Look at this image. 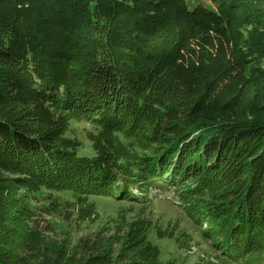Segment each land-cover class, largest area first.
<instances>
[{"label":"trees","instance_id":"trees-1","mask_svg":"<svg viewBox=\"0 0 264 264\" xmlns=\"http://www.w3.org/2000/svg\"><path fill=\"white\" fill-rule=\"evenodd\" d=\"M209 2L0 0V171L15 177L0 207L12 187L137 202L173 187L221 264H264V0ZM73 122L95 128L91 156ZM143 254L128 264H173Z\"/></svg>","mask_w":264,"mask_h":264},{"label":"rangeland","instance_id":"rangeland-1","mask_svg":"<svg viewBox=\"0 0 264 264\" xmlns=\"http://www.w3.org/2000/svg\"><path fill=\"white\" fill-rule=\"evenodd\" d=\"M199 4L210 6L209 0H189L190 7ZM94 130L91 124L71 123L68 136L83 144L80 155H92L88 134ZM12 178L0 171V179ZM177 194L173 187L156 189L137 202L45 193L36 201L12 187V208L0 207V264H85L98 254H106L108 264H128L143 260L148 245L157 249L162 263L221 264L219 252L187 218ZM22 210L30 212L33 228L7 222L8 213L21 218Z\"/></svg>","mask_w":264,"mask_h":264}]
</instances>
